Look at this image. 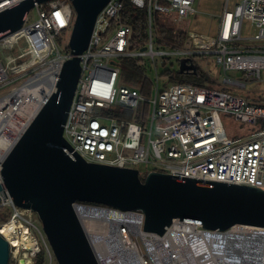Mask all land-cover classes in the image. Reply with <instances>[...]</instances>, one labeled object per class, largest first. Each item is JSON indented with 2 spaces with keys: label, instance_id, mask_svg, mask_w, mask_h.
I'll list each match as a JSON object with an SVG mask.
<instances>
[{
  "label": "built area",
  "instance_id": "2783aa9c",
  "mask_svg": "<svg viewBox=\"0 0 264 264\" xmlns=\"http://www.w3.org/2000/svg\"><path fill=\"white\" fill-rule=\"evenodd\" d=\"M22 1L25 0H0V12ZM195 1L110 0L103 7L88 48L79 58L81 74L62 136L73 153L88 163L136 169L139 175L136 167L143 165L148 174L157 172L184 180L264 190V100L252 103L229 91L244 90L248 82L263 79L264 0H226L214 36L188 33L186 28L174 25L196 15ZM126 2L145 14L147 40L141 48L130 45L133 29L123 20ZM72 9L70 0L35 4L24 16L22 28L0 40L9 49L20 41L26 47L15 57L5 59L0 55V186L2 163L46 98L56 91L59 72L72 58L69 49L63 51L57 43L60 36H71L76 17ZM33 11L36 18L31 21ZM245 22L252 35L243 28ZM159 30L168 31L176 41L184 36L183 45L166 42ZM146 57L152 60L157 84L159 59L175 58L180 67L181 60L198 66V57H212L224 74V88L218 91L211 86L174 82L161 89L157 85L155 90L151 85L143 95L142 88L118 86L122 61ZM23 59L26 60L18 62ZM49 79H54L51 87L44 92L43 101L36 103L35 92ZM132 111L134 119L127 121ZM220 115L250 128L261 124L252 133L231 139ZM11 200L7 190L0 191V210L11 211L8 221L0 223V236L9 246L7 264H33L42 251L46 264H53L38 216ZM73 207L97 260L107 264L108 246L90 235L88 218L81 211L104 208L83 203ZM118 213L139 219L136 224L115 225L119 249L114 264L118 259L126 264H264V228L235 226L219 232L174 222L159 236L144 232L143 213Z\"/></svg>",
  "mask_w": 264,
  "mask_h": 264
},
{
  "label": "water",
  "instance_id": "95a60500",
  "mask_svg": "<svg viewBox=\"0 0 264 264\" xmlns=\"http://www.w3.org/2000/svg\"><path fill=\"white\" fill-rule=\"evenodd\" d=\"M25 0L0 12V40L18 32L35 4ZM75 21L67 48L72 58L59 72L56 91L2 163L3 185L11 201L39 218L57 264H100L73 210L83 203L121 213L141 212L144 232L159 236L174 222L224 232L235 226L264 228V190L249 186L179 179L152 172L88 163L65 140L63 126L81 74L80 55L89 45L96 19L110 0H70ZM194 65L180 61V71ZM0 236V264L9 263Z\"/></svg>",
  "mask_w": 264,
  "mask_h": 264
},
{
  "label": "rangeland",
  "instance_id": "374dc122",
  "mask_svg": "<svg viewBox=\"0 0 264 264\" xmlns=\"http://www.w3.org/2000/svg\"><path fill=\"white\" fill-rule=\"evenodd\" d=\"M226 4V0H196L195 3H193L197 13L195 16L185 18L179 23H174L175 26H178L179 28H186L185 30L188 33H199V34H204V35H211L214 36L218 29L217 27L219 26V20H220V15L223 12V8ZM36 18V12L33 11L30 15V20L33 21ZM100 28H103L104 25H100ZM244 29L247 28V33L250 35L253 34V31L249 24L247 22L244 23L243 26ZM245 34V31H244ZM70 41V36L62 35L58 38L57 43L60 46L59 48L61 50H68L67 46L69 45ZM244 43V42H243ZM25 42L20 41V43L15 46L13 49H9L8 47L1 45L0 44V55L3 58H10V57H15L19 54H21L25 50ZM26 59L20 60L18 62H23ZM169 60H158V73L160 75V79L158 80V84L155 82L156 81V74H155V69L154 65L152 63V60L150 58H144L142 60L136 59V62L140 65L141 70L143 72L142 79H140V85H143V81L147 80L145 79L146 77L148 78L147 82H150L152 84L149 85V90L152 85V90H155V87L158 85L159 88L161 89L168 83H174V81L171 80V77H168L165 75V72L170 70V71H177L179 69L178 62L176 61L175 58H172L171 61ZM197 65L198 67H201V69L207 73L212 79H215L217 83H213L211 85L212 88L215 90H222L224 88V74L221 72L220 68L217 67L214 59L212 57L206 58V57H198L197 59ZM164 64V65H163ZM263 79L261 81H251L247 83L246 88L243 89H231L229 90L234 94L235 96L241 97L243 99H246L247 101H251L252 103L255 102H260L264 100V73H263ZM133 86L132 84L126 83V80L124 77L120 78L118 82V86ZM122 111L125 112L126 110L122 108ZM132 111L130 113V117H127V121H133V113ZM222 123L224 125V129L226 130L229 138L231 139H238L241 138L242 136L248 135L252 133V129L255 128V130L259 129L258 126L256 125L255 127H249L245 124L238 123L236 122L233 118L229 116H224L220 115ZM137 169L140 170L141 178L144 179L145 176L148 175V168H146L143 165H139L136 167ZM10 209L9 208H4L0 210V223L7 222L10 216ZM40 222V221H39ZM39 223L38 225H40ZM40 228L42 229V225H40ZM54 258V257H53ZM53 264H57L54 261H52Z\"/></svg>",
  "mask_w": 264,
  "mask_h": 264
},
{
  "label": "trees",
  "instance_id": "16d2710c",
  "mask_svg": "<svg viewBox=\"0 0 264 264\" xmlns=\"http://www.w3.org/2000/svg\"><path fill=\"white\" fill-rule=\"evenodd\" d=\"M125 10L123 12L124 22L129 24L133 29V34L131 38V48L137 49L143 47L147 40L146 34V25H145V14L143 11H140L128 2L125 4ZM162 37L166 40V42L176 43L178 45H183L184 36H182L179 40H175L171 33L164 30H159ZM194 71L187 70L181 72L180 69L177 71H166L165 75H169L171 80L175 83L180 84H188L192 85L193 87H210L213 83L210 81L209 77L205 72L201 69V67L194 66ZM121 76L126 80V83L132 84L134 87L142 88L143 95L148 93L150 82L147 80L143 81V85H140V79H142V70L140 65L134 59H124L121 63ZM140 82V83H139ZM46 255L42 251L39 253L35 259L33 264H46Z\"/></svg>",
  "mask_w": 264,
  "mask_h": 264
},
{
  "label": "bare ground",
  "instance_id": "6f19581e",
  "mask_svg": "<svg viewBox=\"0 0 264 264\" xmlns=\"http://www.w3.org/2000/svg\"><path fill=\"white\" fill-rule=\"evenodd\" d=\"M50 77V76H49ZM54 79H49V83L47 85H43V87H39V89L35 92L37 97H35L36 103L44 96V92L46 89H49L52 85ZM43 101V99H41ZM83 214L88 219L86 223L88 224V230L90 235L97 241H100L101 245H106L108 252L107 253V264H114L115 262V253L119 249V240H116V231L115 225L122 222H130L131 224L138 223V217L135 215H124L118 212H114L111 210H104L98 208H84ZM105 231V236L102 233ZM103 237V238H102ZM24 242L27 240L23 238ZM112 243V245L110 244ZM117 264H126L122 259L116 260ZM23 264V261H22Z\"/></svg>",
  "mask_w": 264,
  "mask_h": 264
},
{
  "label": "crops",
  "instance_id": "0c3cea01",
  "mask_svg": "<svg viewBox=\"0 0 264 264\" xmlns=\"http://www.w3.org/2000/svg\"><path fill=\"white\" fill-rule=\"evenodd\" d=\"M211 36V35H210ZM180 68V67H179ZM179 70V69H178ZM207 74V73H206ZM207 76H209L208 74H207ZM210 77V76H209Z\"/></svg>",
  "mask_w": 264,
  "mask_h": 264
}]
</instances>
